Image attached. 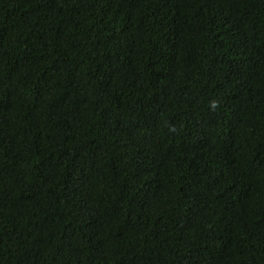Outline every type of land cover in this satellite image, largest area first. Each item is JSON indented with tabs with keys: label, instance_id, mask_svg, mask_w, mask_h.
<instances>
[{
	"label": "trees",
	"instance_id": "trees-1",
	"mask_svg": "<svg viewBox=\"0 0 264 264\" xmlns=\"http://www.w3.org/2000/svg\"><path fill=\"white\" fill-rule=\"evenodd\" d=\"M0 264H264V0H0Z\"/></svg>",
	"mask_w": 264,
	"mask_h": 264
}]
</instances>
